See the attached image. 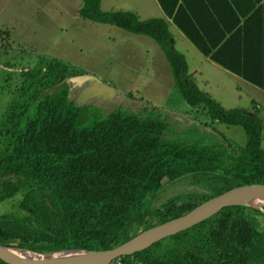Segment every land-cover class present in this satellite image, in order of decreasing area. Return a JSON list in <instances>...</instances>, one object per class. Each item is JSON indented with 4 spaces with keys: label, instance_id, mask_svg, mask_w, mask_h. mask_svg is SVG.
<instances>
[{
    "label": "trees",
    "instance_id": "trees-1",
    "mask_svg": "<svg viewBox=\"0 0 264 264\" xmlns=\"http://www.w3.org/2000/svg\"><path fill=\"white\" fill-rule=\"evenodd\" d=\"M157 1L204 55L264 89V0H248L244 9L242 0ZM79 14L151 36L186 101L201 105L212 120L242 126L246 141L240 147L223 139L187 141L166 136L168 120L161 116L120 108L104 113L92 103H77L70 97L67 64L51 60L47 71L60 68L51 81L58 85L35 92L34 115L20 128L13 123L0 151V202L19 195L18 212L0 213V242L35 251L108 248L230 187L264 183L259 109H226L202 90L188 73L185 54L172 45L165 17L102 9L100 0H83ZM42 69L21 73L36 79ZM192 172L209 173V181L221 187L170 196L146 217L148 198ZM120 258L122 264H264V210L227 205Z\"/></svg>",
    "mask_w": 264,
    "mask_h": 264
},
{
    "label": "rangeland",
    "instance_id": "rangeland-1",
    "mask_svg": "<svg viewBox=\"0 0 264 264\" xmlns=\"http://www.w3.org/2000/svg\"><path fill=\"white\" fill-rule=\"evenodd\" d=\"M102 1V9L139 7L136 0ZM82 2L0 0V151L9 141V128L13 123L17 121L20 128L34 115L40 94L35 92L41 89L43 93L58 83L51 84V81L57 78L60 68L50 74L47 71L51 60L67 64L66 78L74 90L70 97L76 100L79 94V100L84 95L87 103L98 106L104 113L120 108L161 116L168 120L166 136L187 141L196 138L212 142L217 141L215 138L226 139L225 143L232 147L245 143L246 133L240 125L217 120L211 129L200 130L201 124L210 125V120L205 118L201 105L189 104L179 88L174 86L169 65L164 64L161 58L157 65L154 51L163 53L160 45L149 35L136 34L81 16L79 8ZM152 9L146 14H156V11L151 12ZM163 57L166 61L164 54ZM39 66L43 69L36 79L23 77L21 70L28 67L37 70ZM42 75L45 77L40 79ZM220 75L217 73L215 76ZM206 76L216 78L213 72ZM95 79L109 86L108 90L112 88L113 97H95L83 92L85 84ZM225 82L221 80L222 90L230 94L233 85ZM243 91L258 99L264 108L263 90L248 87ZM226 104H233V101ZM222 107L228 106L223 103ZM209 176V173L192 172L165 184L145 202L146 217L149 210L150 213L170 196L218 190L221 185L211 183ZM18 198L16 195L0 202V213L18 212ZM137 226L138 222H135L132 230Z\"/></svg>",
    "mask_w": 264,
    "mask_h": 264
},
{
    "label": "water",
    "instance_id": "water-1",
    "mask_svg": "<svg viewBox=\"0 0 264 264\" xmlns=\"http://www.w3.org/2000/svg\"><path fill=\"white\" fill-rule=\"evenodd\" d=\"M81 81H83V79ZM91 82L94 84H90ZM57 85L58 83L46 90H52ZM85 85L83 92H86L88 95L103 98L113 97V95H111L113 94L112 88L110 87L111 91L108 90L109 86H106L100 80L95 79L90 81L88 85ZM72 92L74 91H71L70 94H72ZM78 97L79 94L75 100L77 103L85 102L87 99V97L82 95L79 101ZM262 193H264V183H245L236 185L205 199L187 212L145 228L112 247L102 249L67 248L53 250L69 251L65 257L54 261H49L40 255L41 253H52L53 251H35L0 242V259L10 264H108L117 256L142 250L164 237L192 226L213 215L224 206L231 204H246L264 210V205H255L244 201L245 198Z\"/></svg>",
    "mask_w": 264,
    "mask_h": 264
},
{
    "label": "crops",
    "instance_id": "crops-1",
    "mask_svg": "<svg viewBox=\"0 0 264 264\" xmlns=\"http://www.w3.org/2000/svg\"><path fill=\"white\" fill-rule=\"evenodd\" d=\"M139 2V7L137 8H132L129 10L135 11L140 18H146L150 16H162L165 17L168 23L169 30L171 31L172 37H171V42L172 45L182 51L185 56H186V61L188 64V73L189 75L194 79V81L197 83V85L207 92L212 98L217 100L221 105L225 103L228 107L226 108H231V107H243L246 109H250L252 105H255L256 108L259 109V114L260 117L263 121V129H262V134H264V116H263V104L256 99L254 96L250 97L249 95L244 93V89L251 87V88H257L258 90H263L261 92H264V89L249 82L242 76L236 74L235 72L223 67L222 65L218 64L217 62L213 61L210 59L208 56L204 55L189 39L188 37L182 32V30L172 21L170 17L165 15L163 9L159 5L157 0H136ZM102 0H100V6L102 4ZM241 6L246 8V6L249 5L248 0H242L241 1ZM153 8V9H152ZM152 9L151 12H155L156 14H146L147 12ZM149 15V16H147ZM255 19V17H254ZM254 19H252L251 24L254 22ZM109 24V23H108ZM140 34V33H136ZM146 35V34H145ZM163 53H157V51H154V56L156 57V63L157 65L160 64V58L164 61V64L169 65L168 61L164 60ZM166 58V57H165ZM191 61V63H190ZM170 67V66H169ZM171 72V70H170ZM213 72V76L216 77L215 75L217 73L222 74V76H218L216 78H208L206 75L209 73ZM221 80L224 81L226 80L225 83L229 81V83H232V89L231 93L229 94L228 92L225 93L222 90V83ZM264 94V93H263ZM241 100L243 102H241ZM233 104H226L229 102H232ZM177 113V112H175ZM205 114V112H204ZM203 114V115H204ZM206 119L210 120V125H202V128L200 130H203L204 128L206 129H211L212 126H214L215 122L217 119H210L206 114L204 115ZM198 121V120H197ZM200 124V121H198ZM214 129V128H213ZM204 131V130H203ZM218 141L221 139L215 138ZM226 141V139H223ZM262 139V143H263ZM162 203V202H161ZM160 203V204H161ZM159 204V205H160Z\"/></svg>",
    "mask_w": 264,
    "mask_h": 264
},
{
    "label": "bare ground",
    "instance_id": "bare-ground-1",
    "mask_svg": "<svg viewBox=\"0 0 264 264\" xmlns=\"http://www.w3.org/2000/svg\"><path fill=\"white\" fill-rule=\"evenodd\" d=\"M244 201L255 205H264V193L245 198ZM68 253L69 251L62 250L53 251L52 253H41L40 255L49 261H54L65 257Z\"/></svg>",
    "mask_w": 264,
    "mask_h": 264
},
{
    "label": "built area",
    "instance_id": "built-area-1",
    "mask_svg": "<svg viewBox=\"0 0 264 264\" xmlns=\"http://www.w3.org/2000/svg\"><path fill=\"white\" fill-rule=\"evenodd\" d=\"M108 264H122L120 256L113 258Z\"/></svg>",
    "mask_w": 264,
    "mask_h": 264
}]
</instances>
